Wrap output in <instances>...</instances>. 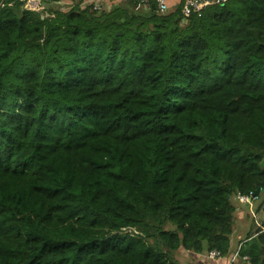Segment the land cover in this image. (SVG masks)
I'll use <instances>...</instances> for the list:
<instances>
[{"label": "trees", "instance_id": "trees-1", "mask_svg": "<svg viewBox=\"0 0 264 264\" xmlns=\"http://www.w3.org/2000/svg\"><path fill=\"white\" fill-rule=\"evenodd\" d=\"M25 1L0 0V264L228 256L264 197V0Z\"/></svg>", "mask_w": 264, "mask_h": 264}, {"label": "crops", "instance_id": "crops-1", "mask_svg": "<svg viewBox=\"0 0 264 264\" xmlns=\"http://www.w3.org/2000/svg\"><path fill=\"white\" fill-rule=\"evenodd\" d=\"M170 8L180 2V0H168ZM261 199V203L259 200ZM238 207L236 213V221L234 230L231 235V252L228 256L212 259L208 254H198L180 250L177 255L179 264H251L248 257L239 255L241 246L246 241V237L250 233H255L258 226L263 225L264 221V197H258L255 201H251L246 206L235 202ZM264 230V227H263ZM181 261V262H180ZM186 261V263H183Z\"/></svg>", "mask_w": 264, "mask_h": 264}, {"label": "built area", "instance_id": "built-area-1", "mask_svg": "<svg viewBox=\"0 0 264 264\" xmlns=\"http://www.w3.org/2000/svg\"><path fill=\"white\" fill-rule=\"evenodd\" d=\"M33 1H37V0H26L25 4L26 2H28V6L26 8L31 9V10L40 11L41 10L40 1L38 4H33ZM120 1L122 0H84L82 2V6L92 5L94 10L100 12L102 10L110 9L112 5L118 4ZM219 1H222V0H186L182 8V13L184 15V18L189 17L192 11L200 10L204 6L211 5ZM145 2L149 3V0H145ZM155 3H156V6L159 12L166 13L169 10L168 0H155ZM257 198H258L257 195H254V196L238 195L237 196V200L241 204H248L251 201L256 200ZM123 231H127L130 233H138L137 230L131 227L123 228ZM208 256L212 259L221 257L220 253L217 251H211L210 253H208ZM229 264H233V261L229 262Z\"/></svg>", "mask_w": 264, "mask_h": 264}, {"label": "rangeland", "instance_id": "rangeland-1", "mask_svg": "<svg viewBox=\"0 0 264 264\" xmlns=\"http://www.w3.org/2000/svg\"><path fill=\"white\" fill-rule=\"evenodd\" d=\"M38 3H39V0L33 1V4H38ZM71 3H72L71 0H62L58 3V6L61 7L63 10H65V9L70 8ZM27 6H28V2H26V4H25V7H27ZM173 9H174V6H172L171 8L169 7L168 11L173 10ZM183 263H186V261H183Z\"/></svg>", "mask_w": 264, "mask_h": 264}, {"label": "water", "instance_id": "water-1", "mask_svg": "<svg viewBox=\"0 0 264 264\" xmlns=\"http://www.w3.org/2000/svg\"><path fill=\"white\" fill-rule=\"evenodd\" d=\"M262 166L264 167V160L262 161ZM259 192H260V189H259V190H257V192H255V194H254V195H257Z\"/></svg>", "mask_w": 264, "mask_h": 264}]
</instances>
